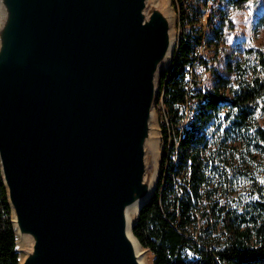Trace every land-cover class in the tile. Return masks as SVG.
<instances>
[{
    "label": "water",
    "instance_id": "1",
    "mask_svg": "<svg viewBox=\"0 0 264 264\" xmlns=\"http://www.w3.org/2000/svg\"><path fill=\"white\" fill-rule=\"evenodd\" d=\"M1 3L0 168L19 264H141L126 210L140 200L134 235L159 178L146 142L177 12L146 16V0Z\"/></svg>",
    "mask_w": 264,
    "mask_h": 264
},
{
    "label": "trees",
    "instance_id": "2",
    "mask_svg": "<svg viewBox=\"0 0 264 264\" xmlns=\"http://www.w3.org/2000/svg\"><path fill=\"white\" fill-rule=\"evenodd\" d=\"M181 1L172 3L181 36L174 61L160 79L168 122L160 125L159 178L133 233L152 253L153 264H264V182L248 166L235 163L242 158L255 166V152H264V126L259 121L264 102V50H247L255 56L251 77L237 65L239 79L232 85L214 70L213 86L203 88L193 66L199 60L201 68H208L205 53L198 55L211 45L194 9L190 12L187 0L177 6ZM246 1L235 0L234 4L240 7ZM229 27H233L232 20ZM227 67L233 68L229 61ZM207 68L203 69L208 72ZM189 70L191 81L199 85L191 92L185 81ZM186 103L190 114L184 120ZM235 177L250 182L245 202L238 205L228 189ZM19 258L0 168V264H19Z\"/></svg>",
    "mask_w": 264,
    "mask_h": 264
},
{
    "label": "rangeland",
    "instance_id": "3",
    "mask_svg": "<svg viewBox=\"0 0 264 264\" xmlns=\"http://www.w3.org/2000/svg\"><path fill=\"white\" fill-rule=\"evenodd\" d=\"M168 5L170 3L172 12L175 10L173 8V0H165ZM190 12L194 9L195 16L201 21L205 28V33L209 40V44L206 48L202 50L206 54L208 61V68L206 72L201 66H196L197 75L199 80L204 82L203 88L210 89L214 83L213 71L217 70L219 75L226 77L230 80L232 85L238 82V75L235 68L237 65H241L245 74L248 77L252 76L253 65L255 61V56L253 54H248V49H262L264 50V22L260 21L261 17H264V0H248L243 3L242 6H236L234 4L235 0H187ZM169 5V7H170ZM170 9V10H171ZM230 20H232L233 27H229ZM223 22V25L219 29L218 33L215 34V29L218 25ZM187 26L185 29H189ZM182 30L178 26V20L174 17L171 26V35L175 43L178 42L181 36ZM219 35V36H218ZM205 40V37L201 41ZM213 40V41H212ZM212 41V42H211ZM200 43V44H201ZM198 45V44H197ZM228 61L233 66V68H228ZM162 69H165L163 67ZM156 86L158 89V97L153 106L152 117L150 121V128L156 130L157 140H158V150L156 155V161H154L153 156L150 154L146 155L147 165L149 170H154L155 167L158 168L160 155H161V123L163 121V112L165 106L163 103V98L160 96V75L156 77ZM263 114L259 116V121L264 126V102ZM156 128V129H155ZM255 155L257 157V164L255 166H249L245 164L242 158H238L235 161L238 167L245 168L248 166L253 170V174L256 179L264 182V152L256 151ZM250 187V182L241 177H235L230 181L228 187L230 191V199L236 205L244 203L245 191ZM19 247L22 250L25 248V243L19 241ZM142 258L145 262L144 264H153V256L149 250H146L141 246Z\"/></svg>",
    "mask_w": 264,
    "mask_h": 264
},
{
    "label": "bare ground",
    "instance_id": "4",
    "mask_svg": "<svg viewBox=\"0 0 264 264\" xmlns=\"http://www.w3.org/2000/svg\"><path fill=\"white\" fill-rule=\"evenodd\" d=\"M0 8L2 9L1 11H3L4 7H3V5L1 3V0H0ZM154 9L160 10L168 19H171L172 11L170 10V7H169L168 3L165 0H146V9H145L146 16H149V14ZM0 24H2V22ZM202 50L203 49H200V52L198 51L199 52L198 56L202 55ZM169 62H170V53H168L166 58L163 60L162 65L165 66ZM196 66H200L199 60H196V62L194 63V66H193L194 70L197 69ZM197 77H199V76L197 75ZM186 114H187L186 119H189L188 118V115L190 114L189 111ZM146 146H147L148 152L150 154H152V156L154 158V161H156V155H157V150H158V140H157L156 130L152 129V131L150 132V136H149V138H148V140L146 142ZM156 173H157V171H152L151 173L147 174L146 177H145L146 182L148 183L150 189L154 186V183H155V180H156ZM139 204H140V200H137L136 202H134L133 204H131L130 206L127 207V210H126V216H127V220H128L127 233H128V236L130 237V239H131V241H132V243L134 245L135 251H136V253H137L138 257H139V260H140L141 264H144L143 261H142V258L140 257L142 249H141L137 239L134 237V235L132 234L131 229H130L131 223L133 222L134 217H136V215H137ZM19 241L21 243H25V245H26L25 248L23 247L22 251H25L26 249H28V247L32 246V239L28 235H20L19 236Z\"/></svg>",
    "mask_w": 264,
    "mask_h": 264
},
{
    "label": "built area",
    "instance_id": "5",
    "mask_svg": "<svg viewBox=\"0 0 264 264\" xmlns=\"http://www.w3.org/2000/svg\"><path fill=\"white\" fill-rule=\"evenodd\" d=\"M181 5H184V0L181 1V4L177 3V6H181ZM203 68H205V66ZM185 81H186V86H187V89H188L189 92H191L195 88L198 89L199 85H194V82L191 81V73H190V70L187 71V73H186V79H185ZM187 102H188V100H187ZM165 111H166V109L163 112V114H164L163 115V121L168 122V117H167ZM186 112H188L187 111V103H186V108H185V112H184V120H186ZM184 120L181 122V124H184Z\"/></svg>",
    "mask_w": 264,
    "mask_h": 264
}]
</instances>
